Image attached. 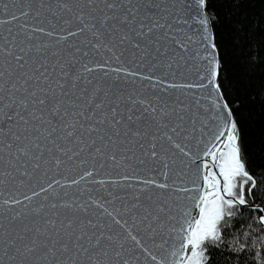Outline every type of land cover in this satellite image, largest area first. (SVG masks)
<instances>
[{
    "label": "snow or ice",
    "instance_id": "6c2138e0",
    "mask_svg": "<svg viewBox=\"0 0 264 264\" xmlns=\"http://www.w3.org/2000/svg\"><path fill=\"white\" fill-rule=\"evenodd\" d=\"M0 264H264V0H0Z\"/></svg>",
    "mask_w": 264,
    "mask_h": 264
},
{
    "label": "trees",
    "instance_id": "16d2710c",
    "mask_svg": "<svg viewBox=\"0 0 264 264\" xmlns=\"http://www.w3.org/2000/svg\"><path fill=\"white\" fill-rule=\"evenodd\" d=\"M254 148L258 151L259 149H260V142H259V140L257 139L256 141H255V143H254Z\"/></svg>",
    "mask_w": 264,
    "mask_h": 264
}]
</instances>
